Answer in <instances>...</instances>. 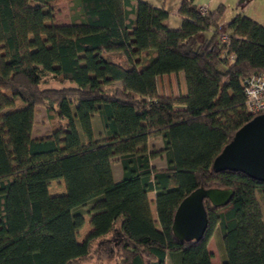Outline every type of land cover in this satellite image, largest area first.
<instances>
[{
  "label": "trees",
  "instance_id": "1",
  "mask_svg": "<svg viewBox=\"0 0 264 264\" xmlns=\"http://www.w3.org/2000/svg\"><path fill=\"white\" fill-rule=\"evenodd\" d=\"M60 1L68 23L56 19ZM193 1L181 0L172 29L164 8L142 0H0V264H78L115 230L116 264H212L215 232L221 264H264V181L212 167L256 116L243 83L264 73V27L236 14L223 44L225 6L202 13ZM179 72L186 93L159 94L157 78ZM37 108L49 128L33 136ZM160 155L166 166L156 169ZM55 180L65 192L50 193ZM199 187L233 194L225 206L205 199L204 234L180 241L174 213ZM87 204L94 229L78 242Z\"/></svg>",
  "mask_w": 264,
  "mask_h": 264
},
{
  "label": "water",
  "instance_id": "2",
  "mask_svg": "<svg viewBox=\"0 0 264 264\" xmlns=\"http://www.w3.org/2000/svg\"><path fill=\"white\" fill-rule=\"evenodd\" d=\"M212 167L215 171H240L264 181V113L254 116L235 132L214 158ZM232 194L231 189L199 187L193 190L176 208L171 225L174 237L180 241L199 240L208 224L204 200L214 206H225Z\"/></svg>",
  "mask_w": 264,
  "mask_h": 264
},
{
  "label": "crops",
  "instance_id": "3",
  "mask_svg": "<svg viewBox=\"0 0 264 264\" xmlns=\"http://www.w3.org/2000/svg\"><path fill=\"white\" fill-rule=\"evenodd\" d=\"M146 1L154 6L162 7L168 12V17L165 20V24L168 28L177 29L181 26L182 20L178 14V9L180 7L181 0H142ZM193 3L197 7H204L209 11L215 10L218 6H225V11L220 19V26L227 27V24L230 22L232 17L236 14H242L258 22L264 27V0H194ZM67 23V22H66ZM212 30H207L201 34V39L208 38L211 35ZM157 91L159 94L173 95L185 94L186 93V84L184 80V75L182 72L178 74H169L157 78ZM94 126V120H93ZM40 135V134H38ZM37 135V136H38ZM33 136L34 129H33ZM157 143L160 144L162 149L163 144L160 138H151L148 140L149 147H155L157 149ZM157 149V150H159ZM161 161V165L157 166L155 161ZM151 165L156 169H163L166 166V162L163 155L151 159ZM113 178L115 181H120L122 178V167L120 163L113 162L111 165ZM49 191L52 194H59L65 192V183L63 180H55L50 183ZM148 199L152 202L155 199V192L151 191L147 194ZM90 204L85 205L82 208L84 223L82 227L77 231V241L82 242L86 237L93 231L92 217L96 214L95 211H92ZM150 211L152 218L157 222V212L155 203H151ZM82 235V236H81ZM119 235L115 230L113 233L108 236L101 238L98 242L99 249H104L107 254L111 253L118 249L119 244ZM214 235L208 242V249L212 252L210 248V242ZM109 257V256H108ZM146 262V261H145ZM211 263H213V256L211 258Z\"/></svg>",
  "mask_w": 264,
  "mask_h": 264
},
{
  "label": "rangeland",
  "instance_id": "4",
  "mask_svg": "<svg viewBox=\"0 0 264 264\" xmlns=\"http://www.w3.org/2000/svg\"><path fill=\"white\" fill-rule=\"evenodd\" d=\"M55 12H56V19L59 22H62V23L69 22V19H68L69 8H68V4L65 1H60L55 4ZM220 29L227 30L229 33L231 32V30H229L228 27H225L223 25ZM34 118H35V124L33 126L34 135L37 136L38 134H43L45 131L48 130L49 124L46 119L45 110H43L42 108H37ZM93 131H94L95 138H98L99 135H101L102 133L101 124H100L98 117L94 118ZM156 146H157V149L160 148L159 143H157ZM155 163L157 166H160L162 164L161 161L159 162L158 159L155 161ZM96 246L97 245L95 244L94 247H92V249L94 250ZM210 248L213 254V263L221 264V260L223 259V249L220 243L219 234L217 232L214 233V237L212 238L210 242ZM78 264H116V251H112L111 253L107 254V252L104 249H100V252L98 254H95L94 252H92L91 256L87 257L83 261H80ZM166 264H172L169 258L166 259Z\"/></svg>",
  "mask_w": 264,
  "mask_h": 264
},
{
  "label": "built area",
  "instance_id": "5",
  "mask_svg": "<svg viewBox=\"0 0 264 264\" xmlns=\"http://www.w3.org/2000/svg\"><path fill=\"white\" fill-rule=\"evenodd\" d=\"M199 9L202 13L207 12L204 7H199ZM218 38L221 43H228L229 32L220 29ZM244 95L246 109L251 115L264 113V73L251 74L244 80Z\"/></svg>",
  "mask_w": 264,
  "mask_h": 264
},
{
  "label": "bare ground",
  "instance_id": "6",
  "mask_svg": "<svg viewBox=\"0 0 264 264\" xmlns=\"http://www.w3.org/2000/svg\"><path fill=\"white\" fill-rule=\"evenodd\" d=\"M244 84V83H243Z\"/></svg>",
  "mask_w": 264,
  "mask_h": 264
}]
</instances>
